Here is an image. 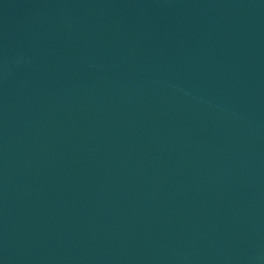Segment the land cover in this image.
Returning a JSON list of instances; mask_svg holds the SVG:
<instances>
[{
	"label": "water",
	"instance_id": "water-1",
	"mask_svg": "<svg viewBox=\"0 0 264 264\" xmlns=\"http://www.w3.org/2000/svg\"><path fill=\"white\" fill-rule=\"evenodd\" d=\"M0 264H264V0H0Z\"/></svg>",
	"mask_w": 264,
	"mask_h": 264
}]
</instances>
